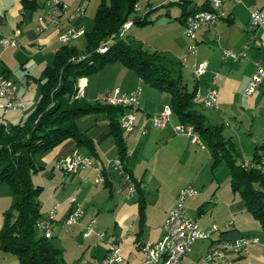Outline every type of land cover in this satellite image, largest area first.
Wrapping results in <instances>:
<instances>
[{
    "label": "crops",
    "instance_id": "obj_1",
    "mask_svg": "<svg viewBox=\"0 0 264 264\" xmlns=\"http://www.w3.org/2000/svg\"><path fill=\"white\" fill-rule=\"evenodd\" d=\"M44 1L0 0V39L15 37L18 42L17 47L4 48L0 44L1 70L15 83L17 92L24 98V106L30 103L34 106L37 102L39 84L36 79L42 70L52 63L54 52L62 45L58 35L75 25H81L85 32L89 31L99 2L60 0L66 6L61 25L46 27L39 33L36 30L37 17L44 12ZM153 1L146 0L147 10L144 12H141L138 6L137 14L143 16L154 12L162 23V35L168 38L167 43L164 50L156 48L154 51L161 54L163 51L168 52L179 62L173 75L180 74L187 89L188 82L184 75L192 77L194 79L192 89L196 88V96H204L206 89L214 82L217 107L205 108L196 99L197 108L210 125L223 127V135L232 140L239 154L238 161L251 163L255 148L264 145V83L253 95H245L244 90L256 68L264 69V28L253 34L254 39L246 50L245 59L223 61L221 54L225 49L236 53L243 50L249 36L247 33L249 11L260 9L264 12V0H244L243 4L225 5L226 16L223 19L198 30L197 50L194 55L186 53L189 40L183 34L184 24L178 19L181 8L176 3L177 0H161L157 5ZM203 2L204 0H196L198 6ZM168 6H173L177 10L169 13L163 9ZM131 28L132 25L127 31ZM79 38L72 39L67 44L74 46L73 41ZM202 61L207 62V70L203 75L195 77L192 69ZM85 83L84 99L87 102L101 99L116 87L125 93L140 87L135 127L129 133H123V138L127 152L126 167L128 173L140 184L144 211L141 219L138 195L134 193L130 198H125L129 180L116 174L109 166V162L117 157V148L106 114L98 113L79 118L78 129L91 138L95 155L89 153L86 148L78 147L74 140L68 139L43 153L40 157L43 166L39 167L44 169L51 166V169H56L54 167L56 161L77 152L103 168L104 182L94 184L96 173L92 169L81 170L74 175L62 172L63 178L55 175L54 170L49 173H45V170L37 172L41 175L36 185L41 186V193H44L43 204L40 199L41 193L39 195L40 212L45 214L53 204L58 205L59 221L53 227L50 241L61 250L64 263L98 264L111 245H119L123 256L122 264H141L143 259L141 245L156 243L162 238L163 223L168 211L175 204L179 189L190 184L200 193L187 201L188 214L195 219L201 230H208L213 225L219 230L213 233L211 239L197 240L191 246L190 252L183 257V262L220 264L207 262L202 258L212 242L234 241L240 237L250 236L258 239L257 245L247 247L239 256L228 250L226 256L238 260L241 264H264V240L260 243L259 238L253 234L257 226L260 229L259 223L246 210L241 197V201H238L235 196L238 192L232 190L230 179L229 193L228 191L226 193V187H221L216 181V171L224 164L212 169L211 154L203 142L204 146L200 147L192 143L188 135L175 134L173 127L181 123L174 114H171L169 122L162 129H156L149 120L165 106H169L170 94L144 84L135 72L120 63L107 65L85 78ZM89 86L91 91L86 94ZM23 108L2 113L0 123L4 125L18 123L25 118ZM83 118H90V124L80 129V120ZM143 126L146 128L145 134L141 132ZM258 155L262 157L263 151H258ZM192 169H197V172L195 174L191 172L194 179L187 183L189 178L186 175ZM65 177L69 178L68 182ZM207 183L209 186L206 188ZM2 185L0 229L4 220L3 213L14 202L9 187L6 189L1 187ZM70 197H74L75 201L82 205L83 216L79 223L67 232L63 229L61 220L71 211ZM209 205H211L209 213H206V206ZM91 218L96 220L94 230L105 232L102 242L96 243L94 234L86 239L81 236L84 226ZM227 224L229 227L225 228ZM65 249L73 250L74 256L71 260L66 258ZM0 264H18V261L15 256L0 249Z\"/></svg>",
    "mask_w": 264,
    "mask_h": 264
},
{
    "label": "trees",
    "instance_id": "obj_2",
    "mask_svg": "<svg viewBox=\"0 0 264 264\" xmlns=\"http://www.w3.org/2000/svg\"><path fill=\"white\" fill-rule=\"evenodd\" d=\"M139 0H99L92 27L86 31L85 48L79 51L65 43L54 52L52 63L46 66L36 79L39 84L37 102L32 111L16 124L0 123V185L11 190L14 202L3 213L0 229V249L16 257L18 264H65L62 252L50 239L40 236L36 221L40 212L41 186L34 184L33 176L41 170L35 156L72 139L78 147L95 155L91 138L77 126L79 118L106 114L111 134L117 148V158L138 195L139 213L142 219L144 201L140 184L128 173L127 152L118 118L122 109L97 100L93 103L76 97L77 82L97 73L104 67L120 63L135 72L140 80L155 89L170 94V108L181 124L191 125L207 146L212 158V169L220 164L228 167L230 186L244 201L246 210L257 220L264 240V177L254 168H246L238 161L239 154L230 138L223 135V127L210 125L197 108L196 88L188 90L180 74L173 75L179 62L158 51L136 47L128 39L126 31L120 36V28L127 21L144 26L149 21L147 13L137 14ZM181 8L178 17L184 24L196 11H209V0L193 5L187 0H177ZM109 40L106 50L99 48ZM263 151L262 157L258 151ZM264 157V145L257 146L252 162ZM104 171V170H103Z\"/></svg>",
    "mask_w": 264,
    "mask_h": 264
},
{
    "label": "built area",
    "instance_id": "obj_3",
    "mask_svg": "<svg viewBox=\"0 0 264 264\" xmlns=\"http://www.w3.org/2000/svg\"><path fill=\"white\" fill-rule=\"evenodd\" d=\"M192 5L196 3V0H187ZM211 10L198 12L196 17H187L183 25V34L189 40L187 46V55H194L197 50L196 36L198 30L208 24H213L216 21L223 19L226 16L225 5H237L243 4L244 0H209ZM66 6L60 0H45L44 12L38 15L37 32L41 33L46 27H59L61 25V19L65 13ZM127 20L120 28V36L123 35V27H126ZM264 28V12L260 9H253L249 11L247 21V33L248 39L243 47V50L236 53L232 50H222L221 59L223 61H238L246 58V50L248 49L250 42L254 39L253 34ZM84 29L81 25L71 26L58 35V40L61 43H68L72 39L78 38L84 34ZM107 40L99 50L105 48L108 45ZM2 47H17L18 42L15 37L0 39ZM208 64L206 61H202L193 67L192 72L195 77L203 75L207 70ZM264 83V69L257 67L252 73L245 87V95H253L258 88ZM85 80L79 79L76 86V97H84ZM139 98L140 87L137 89L125 93L118 87L107 92L100 101L102 103L119 107L122 109V113L118 118L119 128L123 133H129L134 130L137 112L139 111ZM197 101L204 105L205 108L217 107V91L214 87V82L206 89L204 96H197ZM24 106L23 97L17 92L15 83L9 79V77L1 70L0 63V114L8 110L22 109ZM172 114L170 106H165L159 113L151 116L149 120L156 129L164 128L169 122V118ZM142 134L146 133V128L143 126L141 130ZM173 132L178 135H188L192 143L198 144L203 147V143L198 134H195L191 125L180 124L173 127ZM109 166L116 174L125 177L129 180L130 184L128 191L125 194V198H130L135 193V187L131 183L128 174L124 171L121 161L116 157ZM243 166L246 168H254L258 170L264 177V158H261L257 162L245 163ZM55 168L69 174L74 175L81 170L92 169L96 173L94 184H100L104 182L103 168L96 165L87 156H82L77 152L71 155L59 159L55 162ZM198 194L197 190L190 184L179 189L174 206L168 211L165 221L162 226L163 236L156 243H144L141 245L140 250L143 254L141 264H151V259L154 257V253L158 250V246H165L166 257L164 264H185L183 257L190 252L191 246L199 239L208 240L211 239L214 232L218 231V227L213 225L208 230H201L187 212L186 203L189 199H193ZM74 197L69 198V202ZM58 205L53 204L47 213L43 214L35 223V229L37 233L47 239L52 237V231L54 225L58 220ZM83 216V208L74 209V214L71 217H64L61 220L63 229L70 232ZM96 220L91 218L84 226L81 236L86 239L90 235L96 236L97 242H102L105 237V232L95 231L94 225ZM229 227V224L225 228ZM258 244V239L255 237H240L234 241H214L204 252L202 258L207 262H218L220 264H241L238 260L231 259L226 256V251H231L237 256L242 255L247 247L255 246ZM123 256L119 245H111L107 254L99 260L98 264H122Z\"/></svg>",
    "mask_w": 264,
    "mask_h": 264
},
{
    "label": "rangeland",
    "instance_id": "obj_4",
    "mask_svg": "<svg viewBox=\"0 0 264 264\" xmlns=\"http://www.w3.org/2000/svg\"><path fill=\"white\" fill-rule=\"evenodd\" d=\"M160 1L161 0H154L153 2H154L155 5H157V4L160 3ZM146 4H147L146 0H139L138 6L141 8V12L142 11L144 12V10H147V5ZM163 9L168 11L169 13H173V11L177 10V8H173V6L164 7ZM137 11H138V7H137ZM153 13L154 12L150 13L149 15H147V20L149 21V23H147L146 25L141 27V26H138L136 24H132V28L127 32V34L129 35L128 39L136 47H142L143 49L148 50V51H154L156 48H162L161 50H164L163 48H165V45L167 43V39L168 38L167 37L166 38L163 37V35H162V32H163L162 29L163 28L161 26L162 23L158 19V17L155 16ZM171 21H172V19H171ZM83 35H82V37L80 36L81 38L78 37L79 39H76L75 41H73V45L79 51H83L84 48H85V36H83ZM62 44H65V43H62ZM162 54L164 56H166L167 58H169V59L175 60L174 58H172L170 56V54L168 52H164L163 51ZM174 70H177V69L175 68ZM90 76H92V75H90ZM184 76H186V78L185 77L184 78L188 82V90H192L194 79L192 77H190L189 75H186V74ZM81 79L85 80L84 77L81 78ZM78 82H79V80H78ZM113 89H111V90H113ZM90 91L91 90H90V86H89L86 89L85 93L88 94ZM152 91H155V90H152ZM156 93H158V92H156ZM163 95L166 96L167 94H163ZM99 101H100V99H99ZM90 103H93V102H90ZM35 104H34V106H35ZM34 106H33V103L25 104V106H23L24 108H23L22 111L24 112L25 117L32 111ZM0 116H1V114H0ZM89 119L90 118H83V120H80L81 121L80 129L86 128L85 126H88V124H90V120ZM42 154L43 153H40V154H37L35 156V163L38 166H43V164L41 163V160H40V157H41ZM54 167H55V164H54ZM42 170L43 171L45 170V173H49L50 171L54 170L53 173L55 175L59 176L60 178L64 177L63 174H62L63 171H61V170H59L57 168L56 169H51V166H46V167H44V169H41L40 171H42ZM191 172H194V174H195L197 172V169H192V170L188 171V175H186L189 178L187 180L188 181L187 183L192 182L193 179H194V176L191 174ZM65 174H67V173H65ZM40 175H41L40 173L39 174H37V173L35 174V176H34V183L35 184L39 183ZM215 177L217 179L216 181H218V184L221 187H226V193H227V191L229 193V189H230L229 188L230 172H229L228 167L226 165L220 166L218 168V170L216 171ZM65 178H66V182H68L69 178L68 177H65ZM209 182H210V179H209ZM198 185H199V183H198ZM199 186L201 188V185H199ZM208 186H209V183H207L206 188ZM1 187H6V189H8V186L6 184H3ZM224 190L225 189H222V191H224ZM197 192H198V194L200 193L198 190H197ZM46 193L48 194V191ZM198 194L196 195V197L198 196ZM235 196L237 197L238 201H241L239 193H237ZM43 197H44V193H41V196H40V199L42 200L41 204H43V202H44ZM210 206L211 205L206 206V209H205L206 213H209ZM42 208L44 209L45 207L42 206ZM253 234L256 235L259 238L260 243L263 242V236H262V233H261L260 229L258 228V226H257V228L255 230H253ZM65 250L66 251H65L64 254H65L66 258L68 260H71L72 257L74 256L73 250L72 249H65Z\"/></svg>",
    "mask_w": 264,
    "mask_h": 264
},
{
    "label": "bare ground",
    "instance_id": "obj_5",
    "mask_svg": "<svg viewBox=\"0 0 264 264\" xmlns=\"http://www.w3.org/2000/svg\"><path fill=\"white\" fill-rule=\"evenodd\" d=\"M198 12H204V10L203 11H201V10L196 11L193 15H191V17L198 16ZM131 20H129L128 23H126V27H123V34L132 25V21ZM105 50H106V46H105V48H102L99 51L100 52H104ZM201 105L204 106L203 104H201ZM213 108H216V107H212V109ZM195 134H198V133L195 132ZM70 203L72 204V208H71V211H70V213H69V215L67 217H71L72 214H74V209L80 208V204L77 203L74 198L71 199V202ZM165 257H166L165 246H158V250L156 251V253H154L153 259H151V264H164Z\"/></svg>",
    "mask_w": 264,
    "mask_h": 264
},
{
    "label": "water",
    "instance_id": "obj_6",
    "mask_svg": "<svg viewBox=\"0 0 264 264\" xmlns=\"http://www.w3.org/2000/svg\"><path fill=\"white\" fill-rule=\"evenodd\" d=\"M192 8H193V6H191L189 10H191Z\"/></svg>",
    "mask_w": 264,
    "mask_h": 264
}]
</instances>
